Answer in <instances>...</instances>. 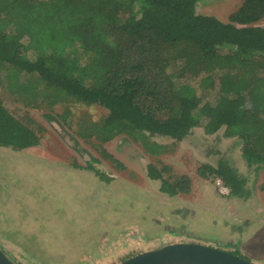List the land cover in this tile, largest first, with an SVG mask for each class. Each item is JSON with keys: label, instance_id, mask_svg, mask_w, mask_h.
I'll return each instance as SVG.
<instances>
[{"label": "trees", "instance_id": "16d2710c", "mask_svg": "<svg viewBox=\"0 0 264 264\" xmlns=\"http://www.w3.org/2000/svg\"><path fill=\"white\" fill-rule=\"evenodd\" d=\"M198 3L0 0V87L36 109L106 108L71 125L96 147L125 134L158 156L168 145L155 136L182 141L203 126L209 135L224 129L237 138L247 166L264 169V0H243L227 22L198 13ZM69 107L64 118L71 119ZM44 132L0 98V147L36 146ZM171 172L170 165L148 166L164 193H190L191 178ZM198 174L220 179L231 197L250 196L247 177L223 156Z\"/></svg>", "mask_w": 264, "mask_h": 264}, {"label": "rangeland", "instance_id": "374dc122", "mask_svg": "<svg viewBox=\"0 0 264 264\" xmlns=\"http://www.w3.org/2000/svg\"><path fill=\"white\" fill-rule=\"evenodd\" d=\"M242 3L199 0L197 12L227 22ZM258 24L264 26V19ZM0 98L16 116L45 128L36 146L0 147V248L15 264H118L176 242L201 243L264 264V169L249 168L242 144L224 129L209 135L200 126L182 141L155 136L168 145L158 156L119 135L102 145L115 162L101 147L77 138L73 128L78 115L98 118L106 108L70 105V124L64 104L32 108L3 87ZM221 156L247 177L249 198L222 193L219 179L198 174L201 165L216 164ZM149 164L189 176L191 192L164 193L161 180L149 176Z\"/></svg>", "mask_w": 264, "mask_h": 264}, {"label": "water", "instance_id": "95a60500", "mask_svg": "<svg viewBox=\"0 0 264 264\" xmlns=\"http://www.w3.org/2000/svg\"><path fill=\"white\" fill-rule=\"evenodd\" d=\"M0 264H15L0 248ZM118 264H254L232 252L195 242L169 243Z\"/></svg>", "mask_w": 264, "mask_h": 264}, {"label": "built area", "instance_id": "2783aa9c", "mask_svg": "<svg viewBox=\"0 0 264 264\" xmlns=\"http://www.w3.org/2000/svg\"><path fill=\"white\" fill-rule=\"evenodd\" d=\"M217 184L221 190L222 193H225V194H229L230 193V190L227 186L224 185V183L221 181V180H218L217 181Z\"/></svg>", "mask_w": 264, "mask_h": 264}, {"label": "clouds", "instance_id": "9594fccd", "mask_svg": "<svg viewBox=\"0 0 264 264\" xmlns=\"http://www.w3.org/2000/svg\"><path fill=\"white\" fill-rule=\"evenodd\" d=\"M220 180V179H219Z\"/></svg>", "mask_w": 264, "mask_h": 264}]
</instances>
